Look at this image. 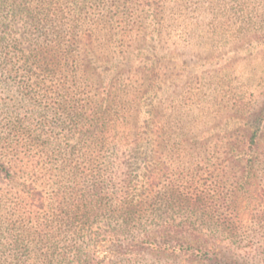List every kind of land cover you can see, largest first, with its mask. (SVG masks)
I'll use <instances>...</instances> for the list:
<instances>
[{
  "label": "trees",
  "instance_id": "16d2710c",
  "mask_svg": "<svg viewBox=\"0 0 264 264\" xmlns=\"http://www.w3.org/2000/svg\"><path fill=\"white\" fill-rule=\"evenodd\" d=\"M189 1L36 0L33 7L27 2L11 7L14 20L20 17L27 31L34 36L33 48L22 69L25 89L29 95H42L57 117L55 121L42 123L40 129L49 134L59 132L57 142H75L74 150L83 152L78 156L82 162L74 155L61 164L60 157L54 154L35 157L32 152L38 141L33 134L19 122L1 127L0 175L11 178V183L28 178L31 184L22 188L23 195L17 201L6 198V204L13 206L16 220L10 224L13 235L6 244H0L2 256H16L17 264L24 259L22 255L31 252L42 257V264H53L52 258L56 256L65 260L70 254H77V260L91 261L98 254L100 234L84 250L74 249L73 245L63 246L60 241L67 235H71L75 243L84 241L89 226L100 218L110 225L121 224V234L127 232L123 226L127 228L137 220L141 222L145 216L160 218L157 210L147 212L143 208L148 202L156 204L158 196L145 198L131 193H200L194 186L198 175L204 173L203 166L192 165L187 169L182 161L183 172L174 177L171 167L158 163L156 158V148L163 144L165 137L171 138L160 126L157 102L161 84L148 78L146 82L150 83L141 93L122 79L127 67L124 60L140 59V64H145L141 67L142 74L152 73L153 68L144 62V55L150 52V41L161 35L168 5L187 6ZM217 1L210 3L215 5ZM9 2L0 0V5L7 6ZM140 8L145 13L140 16L144 24L142 31L137 28ZM101 10L107 13L104 19L91 18V13L97 14ZM106 29L105 39L109 44L122 50L133 47L138 54L133 60L111 59L105 68L107 71L95 75L99 69L96 65L100 62L94 58L92 47L97 32ZM141 32L143 39H140ZM4 39L0 37V41ZM157 62L161 63V60ZM157 62L152 66L156 67ZM9 66V73L17 74L18 71ZM100 76L103 77L101 81L95 79ZM252 110L251 103L241 105L243 114L236 122L237 128L234 125L233 129L224 132L222 155L216 157L222 159L224 169L215 193H264V107L255 112ZM128 149L135 153L143 151L137 158L141 163L139 172L136 176L133 172L126 173V178L118 183L119 178L112 177L116 168L114 163L118 152ZM104 151L112 155L107 163L101 162L106 158ZM102 164H106V168H102ZM228 169L235 173L233 178L229 177ZM159 173L163 175L159 176ZM176 182L181 185L177 187ZM39 193L55 194L46 204ZM63 193L125 194L108 198L101 194L78 197L75 202H87L95 209L68 210L64 202L74 200V196L67 197ZM2 198L0 196V201ZM240 230L231 224L210 228V234H204L200 229L173 231L164 227L150 231L140 223L137 231L151 242L125 245L112 238L107 242L105 252L112 257L132 258L145 253L178 260L195 259L202 264H225L230 263L231 257L223 255L221 238L233 239ZM0 264L12 263L3 262L0 255ZM21 264L31 263L24 261Z\"/></svg>",
  "mask_w": 264,
  "mask_h": 264
},
{
  "label": "rangeland",
  "instance_id": "374dc122",
  "mask_svg": "<svg viewBox=\"0 0 264 264\" xmlns=\"http://www.w3.org/2000/svg\"><path fill=\"white\" fill-rule=\"evenodd\" d=\"M22 2L33 7L36 0H10L7 6L0 5V37L5 38L0 41V137L4 124L10 126L13 121L19 122L38 141L37 149L33 148V156L54 154L60 157V164L72 155L79 160L78 156L83 151L74 150L75 142H57L59 132L49 134L40 129L42 123L55 121L57 117L50 111L42 95H29L25 89L22 69L33 48L34 36L27 31L20 17L14 20L11 16V7ZM210 2L190 0L187 6L168 5L161 35L150 41V52L144 55V62L154 70L150 71V75L142 74L141 67L145 64H140V59L133 60L138 54L136 49L126 47L122 50L109 44L105 39L108 29L97 32L92 47L94 58L100 62L96 65L99 69L95 75L107 71L105 68L109 60L123 61L125 57L133 60H124L127 67L122 79L126 84L141 93L150 83L146 82L148 78H154L161 84L157 102L161 113L160 126L171 138L165 137L163 144L156 148V158L158 163L171 167L174 177L182 174V161L187 169L192 165L203 166L204 173L198 175L194 186L200 193H131L145 198L158 196L156 204L148 202L143 208L147 212L157 210L160 218L145 216L141 222L137 220L127 228L123 226L127 232L122 234L121 224L110 225L106 219L100 218L89 226L84 241L75 243L71 235L60 241L63 246L73 245L74 249L80 247L84 250L100 234V245L96 250L98 254L93 255L91 261L77 260V254H70L65 260L59 256L52 258L53 264H202L195 259L178 260L145 253L132 258L112 257L105 252L107 242L112 238L116 243L125 245L129 242H151L137 231L140 223L150 231L160 227L173 231L200 229L204 234H210V228L232 224L241 230L233 239H227L228 236L221 238L223 255L231 257L230 263L225 264H264V193H215V187L221 182L219 175L223 174L224 169L222 159L216 158L222 155L220 150L224 132L236 126L243 114L241 105L251 103L253 112L264 107V0H218L215 5ZM90 15L91 18L104 19L107 13L101 10ZM144 15L143 8H140L137 26L140 31L144 27L140 16ZM143 36L141 32L140 39ZM5 57L10 60L7 61ZM159 59L162 64L157 62ZM7 62L9 68L18 71L17 74L9 73ZM156 62V67L152 66ZM102 78L95 77L99 81ZM104 152L106 158L101 162L107 163L112 155ZM142 153H135L131 149L119 151L112 177L119 178L120 183L128 172L136 176L141 164L137 158ZM102 165V168H106V164ZM228 174L233 178L235 173L228 169ZM161 175L163 173H159ZM67 185L71 187L70 183ZM176 185L179 187L181 184L176 182ZM25 186H31L28 178H19L11 183V178L0 175V196L4 197L0 201V244H6L13 235L10 224L16 220L13 206L11 203L7 205L6 201H17L23 195L21 191ZM39 194L48 204L55 193ZM63 194L74 196V200H65V208L86 210L95 207L87 202H75L78 197L101 194L108 198L125 193ZM0 255L3 262L17 264L16 256ZM22 257L24 259L20 260V264L24 261L42 264V257L32 252Z\"/></svg>",
  "mask_w": 264,
  "mask_h": 264
}]
</instances>
